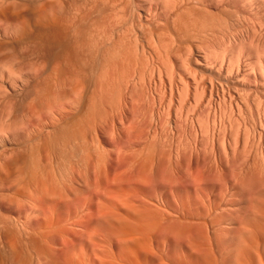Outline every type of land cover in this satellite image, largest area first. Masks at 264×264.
<instances>
[{"label":"bare ground","instance_id":"1","mask_svg":"<svg viewBox=\"0 0 264 264\" xmlns=\"http://www.w3.org/2000/svg\"><path fill=\"white\" fill-rule=\"evenodd\" d=\"M0 264H264V0H0Z\"/></svg>","mask_w":264,"mask_h":264}]
</instances>
